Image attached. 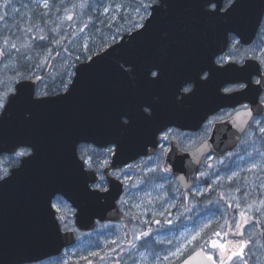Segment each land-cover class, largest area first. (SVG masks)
<instances>
[{
  "label": "water",
  "instance_id": "1",
  "mask_svg": "<svg viewBox=\"0 0 264 264\" xmlns=\"http://www.w3.org/2000/svg\"><path fill=\"white\" fill-rule=\"evenodd\" d=\"M224 3L155 0L146 27L124 33L79 62L67 90L38 96L39 76L16 83L0 113V155L21 146L31 147L32 154L0 179V264L41 261L77 242L76 230H64L57 216V195L75 208L78 230L121 219L118 202L124 181L113 171L154 153L167 128L195 130L223 106L249 104L217 122L212 134L193 149L170 141L165 169L189 190L204 157L234 149L254 117L264 115V83L251 79L254 74L259 80L264 76L261 61L249 57L242 65L216 62L228 49L231 34L243 44L255 40L264 0H234L225 9ZM240 82L246 84L242 89L222 90ZM188 84L192 88L186 93ZM81 143L114 147L103 169L105 189L92 187L99 177L81 158ZM208 255L199 248L178 264H212Z\"/></svg>",
  "mask_w": 264,
  "mask_h": 264
},
{
  "label": "rangeland",
  "instance_id": "2",
  "mask_svg": "<svg viewBox=\"0 0 264 264\" xmlns=\"http://www.w3.org/2000/svg\"><path fill=\"white\" fill-rule=\"evenodd\" d=\"M147 1L150 4L153 2L143 0ZM66 2L67 0H47L48 7L45 8V0H10L8 4L0 0V17H3L0 19V47L4 49L0 55V102L3 104L8 93L14 89L16 81L21 78V67L27 64L28 68H36L33 62L35 57L42 55L43 50L38 49V46L46 44L50 35L45 32L46 25L55 34L59 29L57 25L52 26L54 20H73L75 17L73 3L67 10L64 7ZM83 2H95L107 20H116L118 11L126 18H139L137 25H142L150 12V7L147 12L143 9L135 11L142 0H82ZM105 8L109 10L106 12ZM121 14L118 16L119 20H122ZM68 16L72 18L67 19ZM40 20H47L46 25L41 24ZM77 20L76 45L82 35L80 15ZM130 23L136 22L133 20ZM29 28L31 31H28ZM5 38L17 44L19 51L3 45ZM253 52L260 53L261 56L264 54V39L256 40L252 47L247 48H240L238 41L233 40L226 58ZM19 53L22 54L21 60H18ZM30 53L34 55L31 54L27 59V54ZM70 64L71 60L66 57L62 67L68 76L72 73ZM26 72L24 69V74ZM39 90L40 93L45 92L44 87ZM256 121L261 123L257 124ZM256 121L235 152L225 159L208 160L204 174L209 180L208 184L198 181L195 188L184 192L174 176L166 174L158 164V159L154 158L148 171L156 173L155 177L148 176L133 181L132 176L127 175L130 188L120 200L125 217L123 220L100 223L95 230L79 233L78 242L61 255L33 264H178L198 248L205 249L219 260L220 254L215 253L209 241L216 239L223 242L232 236L239 224L240 210L246 214L258 209L264 211V134L259 132V128L264 127V116ZM166 135L179 139L186 148L198 139V136L175 127L170 128ZM80 150L87 155H95L104 163L108 159L106 150L96 153L89 146H83ZM10 161V157L0 161V176L7 174ZM87 161L90 164V160ZM253 164H258V167L253 168ZM215 187L218 194L214 199L198 200L199 195ZM55 205L64 228H71L72 206L64 199H57ZM142 232H148L149 235L136 239ZM216 232L229 234L227 237H216ZM246 235L248 241H251L248 250L243 257L233 258L229 264H243L245 259L248 264H264V235L261 229L249 228ZM193 237L196 239L193 240Z\"/></svg>",
  "mask_w": 264,
  "mask_h": 264
},
{
  "label": "flooded vegetation",
  "instance_id": "3",
  "mask_svg": "<svg viewBox=\"0 0 264 264\" xmlns=\"http://www.w3.org/2000/svg\"><path fill=\"white\" fill-rule=\"evenodd\" d=\"M233 1L234 0H225L224 8H227L228 6H230ZM79 7H80V5H78V8ZM77 15L78 16L80 15V8H79V13ZM77 15H76V19H77ZM260 38L264 39V20H262L261 26L258 30L257 37L252 43L242 44L240 41V38L238 36L232 35L231 44H232L233 40H237L240 48L252 47L256 43V40H258ZM229 49L226 50L224 53H222L221 55H219L216 58V62L219 65H223L229 61H235V62H238L242 65L247 58L251 57L254 59H259L262 62V68L264 70V54L261 56L260 53H257V52L245 53V54L241 53L236 58H226L227 52L229 51ZM206 75H207V73L204 74V77ZM38 76L40 77V84L37 88V95L41 96V95L48 94L49 92H46V91L44 93H40L39 89L42 85V82L44 81V76L40 75V74H38ZM251 79L253 82H256L257 80H259V76L257 74H254ZM17 82L18 81H16V83ZM16 83H15V85H16ZM15 85H14V89L12 91L15 90ZM244 85H245V83H242V82H240V83H229V84H226L222 90L224 92H232V91L241 89L242 87H244ZM186 88L191 89L192 84L186 85L184 87V89H186ZM260 98L262 101H264V90L262 91ZM248 107H249V104L247 102L239 103L236 106H223V107L219 108L218 110H216L214 113H211L205 119V121L201 124V126L198 129H195V130H190V129L182 130V129H180L185 133H189L190 135L198 136V139L196 141H194L188 148L184 147L179 139L166 135L170 128L163 131L159 135V142L160 143H159V145H158V147L154 153L142 156L138 160L133 161V162L125 165L124 167L114 171L113 174L122 178L125 182V191H124L122 198L124 197V195L128 192V190L130 188V186H129L130 185V179L127 178V175L132 176L133 181L136 179H141V178L148 177V176H154L155 177L157 175L156 173L148 171L149 169H151L154 158L158 159V164L160 165L162 170L165 171V168H164L165 156H166V152L168 150L169 142L172 139H177L180 142V145L183 149H186V150L193 149V148L197 147L198 145H200L204 140H206L212 134L214 127H215L217 122L225 121V120L229 119L232 115H234L235 112L246 109ZM258 118L259 117H254V119L251 121L247 131L244 133L242 140L240 141V143L237 147H235L232 150L227 151L222 156L209 155V156L204 158V160L202 161V164L200 165V167L197 169V171L192 176L193 188H195L198 185V181H199V183L200 182L205 183L206 180H208L204 176V174L206 173L205 165L208 164L207 163L208 160L211 158L225 159L226 157L230 156L233 152H235L239 148L241 142L246 138L248 132L253 128V124ZM172 128H174V127H172ZM83 146H89L93 150V152H96V153H99L102 151V150H99L100 148L94 144L83 143L80 145V148H82ZM24 148H26V147H21L17 151H21ZM28 149L31 151L30 148H28ZM109 149H111V151ZM112 149H113V146H110V147L103 149V150H106L108 152V159L106 160L105 163L100 161L95 155H87L86 153H82V150H80V155L85 159L88 167L96 169L98 174H99V179L94 185L95 187H99L101 189L106 187L107 182H106V178L104 177V173H103L102 169L104 168L105 165L110 163V156H111ZM6 157L11 158V161L9 163L10 168H9L8 172H10L12 168L19 166L21 161H22V158H23V157H16L15 152L11 153V154L10 153H4L0 156V161ZM87 159L90 160V164L88 163L89 161H87ZM165 173L172 176V174L168 171H165ZM0 177H2V176H0ZM240 214H241V210H240V213L238 215V218H239L238 221H239V224L241 225V227H239V228L237 227L234 232H241L242 231L243 235L242 236L232 235V236L227 238L228 241L232 242L233 244H239L240 241H248V236L246 235V232L248 231L249 228H253V227L261 229V232L264 235V211L262 209H258V210H255L253 212H250V213L246 214V217H241ZM244 219H248L249 223L245 224ZM249 246H250V244H248V246L244 249V254L248 250ZM263 249H264V240H263ZM214 251L217 255L220 254V251L218 248H214ZM217 261L219 262V260H217Z\"/></svg>",
  "mask_w": 264,
  "mask_h": 264
},
{
  "label": "trees",
  "instance_id": "4",
  "mask_svg": "<svg viewBox=\"0 0 264 264\" xmlns=\"http://www.w3.org/2000/svg\"><path fill=\"white\" fill-rule=\"evenodd\" d=\"M72 3L75 9V17L73 20H54L52 26L57 25L59 29L55 34L49 31L51 28L47 27V20H40L41 24L46 25L45 32L50 34L47 37L46 44L38 46V49H43L42 55L35 57V61L33 62L36 66L35 69L28 68L27 64L21 67V76L43 75L44 81L41 87H44L46 92H59L65 89L70 79V75L68 76L62 67L66 57L71 60L70 67L73 69L77 62L87 60L117 40L123 33L136 28L139 21V18H134L133 16L126 18L120 11L116 15V20H107L102 16V11L96 7L95 2L82 3L81 0L80 4V0H67L64 7H67V10H69L68 6ZM78 5H80L81 12L79 25L81 26L82 24V35L79 36V44L76 45L77 36L75 30L78 26L77 22L79 23V20L76 19V15L79 13ZM119 14H121L122 20L118 19ZM133 20L136 23H130ZM31 54L33 53L27 54V59ZM21 55L19 53L18 60H21ZM24 69L27 71L26 74H24ZM45 83L47 86H45ZM213 190L207 191L204 195L197 197L200 198L198 200L214 199L218 193L217 190Z\"/></svg>",
  "mask_w": 264,
  "mask_h": 264
},
{
  "label": "snow or ice",
  "instance_id": "5",
  "mask_svg": "<svg viewBox=\"0 0 264 264\" xmlns=\"http://www.w3.org/2000/svg\"><path fill=\"white\" fill-rule=\"evenodd\" d=\"M9 2H10V0H4L5 4H8ZM207 2L209 4H211V0H207ZM44 7L45 8L48 7L47 0H45ZM117 7H120V6L117 5ZM149 7H150V2H143V0H142V3L140 5V7L135 9V11L139 12L141 9H143L145 12H147ZM108 10H109L108 8H105L106 12ZM149 15H151V13H149ZM71 18H72L71 16L67 17V19H71ZM0 19H3V17H0ZM141 19H144V17H141ZM137 27L144 28V27H146V25H137ZM28 31H31V28H29ZM41 39H43V37H41ZM3 45L9 46L14 51H19V49L17 47V44L11 43L8 38H5L3 40ZM3 51H4L3 47H0V55L3 54ZM151 75L153 77L158 78V74L156 72H152ZM262 83H264V76H262L260 80L256 81V84H258V85H260ZM184 91L187 93V92H190L191 89H187L186 88V89H184ZM12 99H15V96H13ZM3 108H4V104H3V102H0V109H3ZM145 111H147V109H145ZM249 114H250V110H249ZM125 123H127V122H125ZM256 123L259 124L261 122L260 121H256ZM259 132L264 134V127H260L259 128ZM109 150L111 151V149H109ZM31 154L32 153H31V151L28 148H24L21 151L15 152V156L16 157H25V156H30ZM252 167L253 168H257L258 164H253ZM165 171H167V169H165ZM0 179H3V177H0ZM237 207H239V205H237ZM249 207H250V205H249ZM240 215H241V217H246V213L245 212H241ZM156 223H159V221H156ZM169 223H170V221H169ZM244 223L245 224L249 223V220L248 219H244ZM237 227L239 228V227H241V225L237 224ZM229 230L232 231L231 226H229ZM228 234H229L228 232H224V233L216 232V233H214V236H216V237H220V236L227 237ZM147 235H149L148 232H142L136 237V239H141L142 237L147 236ZM233 235L242 236L243 232L242 231L241 232H234L233 231ZM195 239H196V237H193V240H195ZM113 243H115V241H113ZM250 243H251V241H240L239 244H233L232 242L228 241L227 239H225L223 242H220V240H216V239H213V240L209 241V244L212 247L218 248L219 251H220L219 264H229V262L232 261L233 258H241V257H243L244 256V249ZM121 251H123V249H121ZM92 255H97V253H92ZM207 258H208V260L212 261V264H216V260L213 258V256L211 254H209ZM164 259H167V257H164ZM89 264H91V262H89ZM117 264H119V262H117ZM185 264H188V262L185 261ZM243 264H248L246 259L243 261Z\"/></svg>",
  "mask_w": 264,
  "mask_h": 264
}]
</instances>
